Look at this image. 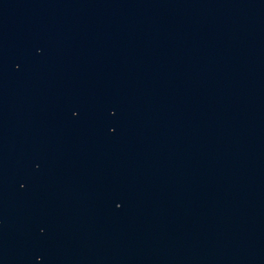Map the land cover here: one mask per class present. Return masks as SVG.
Masks as SVG:
<instances>
[{
	"label": "water",
	"instance_id": "95a60500",
	"mask_svg": "<svg viewBox=\"0 0 264 264\" xmlns=\"http://www.w3.org/2000/svg\"><path fill=\"white\" fill-rule=\"evenodd\" d=\"M0 264H264V0H0Z\"/></svg>",
	"mask_w": 264,
	"mask_h": 264
},
{
	"label": "snow or ice",
	"instance_id": "6c2138e0",
	"mask_svg": "<svg viewBox=\"0 0 264 264\" xmlns=\"http://www.w3.org/2000/svg\"><path fill=\"white\" fill-rule=\"evenodd\" d=\"M113 115H115V113H113Z\"/></svg>",
	"mask_w": 264,
	"mask_h": 264
}]
</instances>
